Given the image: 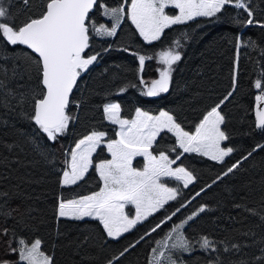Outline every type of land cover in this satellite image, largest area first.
I'll list each match as a JSON object with an SVG mask.
<instances>
[{
    "label": "trees",
    "instance_id": "16d2710c",
    "mask_svg": "<svg viewBox=\"0 0 264 264\" xmlns=\"http://www.w3.org/2000/svg\"><path fill=\"white\" fill-rule=\"evenodd\" d=\"M121 2L98 0L90 14L92 22L97 26L106 23L100 4L118 6ZM5 7L9 8L14 22L21 24L42 11V0H30L29 6L22 0H5ZM249 7L257 20L264 21V0H251ZM246 18L243 9L226 6L218 17L173 26L151 44L143 41L127 17L115 37L100 38L90 27L91 46L86 54L100 55L78 79L68 109L75 119L55 142L49 141L34 122L18 115L21 108L16 107L15 113H11L7 107L0 106V120L8 121L6 126L0 124V194L8 193L6 198L0 195V210H14L10 217L0 215V227L10 230L8 236L0 235V258L22 264L18 255L8 250L7 242L11 240L15 248L19 239L27 242L41 239L42 250L53 257V264H108L109 260L114 264H150L151 249L157 247L156 242L164 239L173 225L203 205L206 210L184 231L193 242V250L173 251L177 264H209L217 258L220 264L244 261L264 264V260L256 259L264 257V219H261L264 216V148L258 147L264 145V129L256 127L255 99L264 89V28L237 23ZM169 48L181 53V60L174 65L169 91L156 98L147 97L143 95L146 88L140 83V76L145 81L158 79L157 69L162 67L158 53ZM133 53L153 57L145 61L142 74L138 70V57ZM35 61V55L26 47L13 48L0 42V65L9 70L7 76L0 73L5 92L12 89L15 93H25L38 85ZM13 68L17 72L15 78ZM234 77L235 91H232ZM257 79H261L262 89L255 88ZM121 88L126 91L121 92ZM230 91L232 95L219 110L225 116L223 129L230 137L226 146L234 149L233 154L224 163H217L183 153L179 164L193 172L196 182L182 190L176 201L118 240L109 239L97 220L58 217L60 199H78L102 187L95 170L68 188L61 187V178L67 167L66 153L83 136L103 131L107 140L117 139L118 129L107 122L104 105L119 103L125 119H132L137 108L150 114L169 111L186 131H194L207 111L224 100ZM7 100L16 105L10 96ZM259 103L264 107V101ZM24 110H30L28 105H24ZM154 152H165L176 158L182 151L174 136L165 132ZM245 156L248 158L244 159ZM105 159L110 156L101 148L95 160ZM234 163H239V167L223 176ZM214 180L217 182L212 183ZM197 192L199 196L195 195ZM182 204L187 206L181 207ZM177 208L180 211L172 220L151 232L155 224ZM202 236L212 239L217 251L200 248L196 242ZM133 244L135 247H130ZM233 245H239V250ZM125 247L130 250L115 261ZM225 247L229 249L227 252Z\"/></svg>",
    "mask_w": 264,
    "mask_h": 264
},
{
    "label": "snow or ice",
    "instance_id": "6c2138e0",
    "mask_svg": "<svg viewBox=\"0 0 264 264\" xmlns=\"http://www.w3.org/2000/svg\"><path fill=\"white\" fill-rule=\"evenodd\" d=\"M22 2L25 6L30 5V0H22ZM97 3L98 0H42V11L17 24L9 8L5 7V0H0V42L13 48L19 45L29 49L36 57L39 76L38 85L29 88L25 93H15L12 89H7L5 92V82L0 80V106L7 107L11 113H15L16 107L21 108L18 115L34 122L49 141H57L67 132L70 122L75 119L68 111L73 89L81 75L100 55V53L86 54L91 46L90 27L98 36L115 37L123 19L127 16L139 36L151 44L160 40L165 30L174 25H181L198 17H218L226 6H233L243 9L246 13L245 20L237 21L241 26L256 25L264 28V21L257 20L253 9L249 7L251 0H122L118 6L102 3L101 14L113 21L111 27L103 23L97 26L92 22L89 14L97 7ZM169 8L178 11L176 14H170L166 11ZM176 44L179 45V41H176ZM133 55L138 57V70L142 74L145 61L153 57L139 53ZM158 58L163 65L157 69L159 78L145 81L143 76H140V83L146 88L143 95L147 97H156L169 91L173 66L181 60V53L169 48L160 51ZM238 59L239 47L237 63ZM8 71L6 67L0 65V73L7 76ZM16 76L17 72L13 68L12 77ZM254 86L256 89H262L261 79H257ZM120 91L124 92L126 89L121 88ZM232 91H235V77ZM232 91L224 97V100L207 111L195 125L194 131H186L169 111L162 110L158 115H152L137 108L134 119H123L120 115L119 103L104 105L106 118L112 124L119 125V131L116 133L118 139L105 141L107 134L103 131H92L83 136L75 143L74 148L66 153L70 159L66 161L68 168L62 172L61 178V186L74 185L94 166L103 186L99 191L78 199H60L57 208L58 217L75 220L93 218L99 222L108 238L118 240L137 224L163 209L170 201H175L180 195L179 189L169 187L165 178L182 183L184 188L196 180L193 172L186 167L182 165L173 167L183 153L199 154L221 163L224 162L225 157L233 153L232 147H222V142L228 141L230 137L221 127L225 124V116L219 110L232 95ZM9 96L12 100H16L15 106L7 100ZM255 99L256 127L264 129V107L259 103L264 101V89ZM24 105H28L30 110H24ZM7 123L6 120H0V124L6 126ZM165 131L175 136L176 144L182 150L175 159L170 158L165 152L156 155L151 151L157 138ZM102 143L106 144L111 159L101 160L94 165L93 154ZM35 147L38 149L39 145ZM258 147L264 148V145ZM172 151L175 152L176 148ZM251 155L252 153L249 152L248 156ZM138 156L145 160L142 168L133 166V160ZM238 167L239 163L232 164L223 172V176H228ZM219 179L222 177H217V180ZM216 182L214 180L212 183ZM0 195L6 198L8 193ZM195 195L199 196L200 192ZM128 205L134 206V215L125 211ZM186 206V204L181 205V207ZM205 210L206 206L202 205L180 223L173 225L165 238L156 242L157 247L151 249L150 264H165V262L176 264L172 256L174 250L192 251L193 242L185 235L183 229ZM13 211L0 210V215L10 217ZM179 211L180 208H177L166 219L155 224L151 232H156ZM253 214L257 213L253 212ZM261 219H264V216ZM9 233L8 227H0V235L8 236ZM143 238L142 236L140 239ZM13 239H15L14 235ZM136 243H139V240ZM196 243L205 251H217L215 242L208 236H202ZM7 244L8 250L17 254L19 261L24 264H53V257L42 250L41 239L32 242L19 239L18 247L15 248L11 246V240ZM130 247H135V244ZM232 247L239 250V245ZM129 250V247H125L114 258L115 261H119ZM228 250L227 247L224 248V251ZM256 259L264 260V257ZM0 264H16V262L0 258ZM108 264H114V261L109 260ZM209 264H220V261L217 258ZM242 264L247 262L244 261Z\"/></svg>",
    "mask_w": 264,
    "mask_h": 264
},
{
    "label": "rangeland",
    "instance_id": "374dc122",
    "mask_svg": "<svg viewBox=\"0 0 264 264\" xmlns=\"http://www.w3.org/2000/svg\"><path fill=\"white\" fill-rule=\"evenodd\" d=\"M166 11H168L170 14H176V12L178 11V10H175V9H172V8H169V9H167ZM104 17V19H105V21H106V23H103V24H105V25H107L108 27H111L112 25H113V21L110 19V18H108V17H105V16H103ZM127 16H125V18H126ZM124 18V19H125ZM199 18H208V17H198V18H196V19H199ZM123 19V20H124ZM196 19H194V20H196ZM129 21H130V19H128ZM194 20H192V21H194ZM131 22V21H130ZM189 22H191V21H188V22H186V23H189ZM186 23H184V24H186ZM174 26H176V25H174ZM173 27V26H172ZM167 30V29H166ZM165 30V31H166ZM100 38H108V37H101L100 36ZM142 38V37H141ZM143 39V38H142ZM144 41V40H143ZM145 42V41H144ZM154 42H156V41H154ZM153 42V43H154ZM145 43H147V42H145ZM148 44V43H147ZM159 59V58H158ZM162 67H163V65H162ZM173 68H174V66H173ZM173 74V73H172ZM159 78V77H158ZM163 94H165V93H162V94H160L159 96H161V95H163ZM159 96H156V97H159ZM156 97H150V98H156ZM111 103H117V102H111ZM108 104V103H107ZM159 114V113H158ZM158 114H152V115H158ZM120 115H121V118H123L122 117V114L120 113ZM135 118V115H134V117L132 118V119H134ZM123 119H125V118H123ZM106 120H107V122L108 123H110V124H112L107 118H106ZM71 123V122H70ZM112 125H115L116 127H117V129H118V131H119V125H116V124H112ZM69 126H70V124H69ZM222 127V129H223V127H224V125H222L221 126ZM224 130V129H223ZM165 132H167V131H165ZM165 132H162L161 134H160V136L163 134V133H165ZM167 133H170V132H167ZM172 136H174L172 133H170ZM160 136L157 138V141H156V143L153 145V148L151 149V151L153 152V154H156L155 152H154V148H155V146H156V144H157V142H158V140H159V138H160ZM174 138H175V136H174ZM117 139H118V136H117ZM176 139V138H175ZM105 141H107V135L105 136ZM227 142V141H226ZM226 142H222V147H224V146H226ZM177 147H178V145H177ZM74 148V147H73ZM101 148H105L106 149V152L108 153V155L110 156V159H111V154L107 151V148H106V144L105 143H102L101 144V146L97 149V151L93 154V162H94V165L96 164V163H98V162H96V160H95V158H96V156L98 155V153H99V151H100V149ZM181 150V149H180ZM182 151V150H181ZM167 154V153H166ZM184 154H188V155H199V154H195V153H184ZM233 154V153H232ZM232 154H230L228 157H225V159H224V162L229 158V157H231V155ZM156 155H158V154H156ZM167 155H169V154H167ZM199 156H201V155H199ZM169 157L170 158H172V159H175L174 157H172L171 155H169ZM202 157H204V156H202ZM204 158H207V159H209L208 157H204ZM70 159V157L68 156L67 157V160H69ZM209 160H211V159H209ZM179 161H180V159L179 160H177V163L176 164H174L173 165V167L175 168V167H177V166H181L180 164H179ZM211 161H213V160H211ZM214 162H217V163H221V162H218V161H214ZM223 162V163H224ZM144 163H145V160H144V158L143 157H136L134 160H133V166L134 167H138V168H142L143 167V165H144ZM67 168H68V165H67V167H66V170H67ZM92 170H95V167L93 166L92 168H90L89 169V171L85 174V176H84V178L82 179V180H79L76 184H74V185H69V186H61L62 188H68V187H72V186H75V185H77L78 183H80L81 181H83L89 174H90V172L92 171ZM96 171V170H95ZM97 173V172H96ZM98 174V173H97ZM99 175V174H98ZM165 182L166 183H168V186L169 187H177L178 189H179V192H181L182 190H184V189H188L189 187H191L193 184H195V182H196V180L192 183V184H190L187 188H184L183 186H182V183H180V182H178V181H174V180H170V179H168V178H165ZM103 186V185H102ZM179 197V196H178ZM177 200V199H176ZM175 200V201H176ZM172 202H174V201H170L168 204H170V203H172ZM168 204H166L165 205V207L168 205ZM164 207V208H165ZM163 208V209H164ZM163 209H161V210H163ZM161 210H159L158 212H160ZM125 211L126 212H128L130 215H134V206H132V205H128V206H126V208H125ZM158 212H156V213H154L152 216H154L155 214H157ZM152 216H150V217H152ZM149 217V218H150ZM148 218V219H149ZM196 218V217H195ZM61 219H69V220H75V219H70V218H61ZM147 219V220H148ZM84 220H95V219H93V218H90V217H85L84 219H82V220H77V221H84ZM146 221V220H145ZM145 221H143V222H145ZM142 222V223H143ZM191 222V221H190ZM189 222V223H190ZM142 223H139V224H137L136 225V227L137 226H139L140 224H142ZM188 223V224H189ZM188 224L185 226V228L183 229V231H185V229H186V227L188 226ZM136 227L135 228H133L132 230H130L128 233H130V232H132L134 229H136ZM128 233H125L124 235H126V234H128ZM123 235V236H124ZM122 237V236H121ZM120 237V238H121ZM109 239H111V240H114V239H112V238H109ZM175 251V250H174ZM172 254H173V252H172ZM173 256V255H172ZM173 258L175 259V257L173 256ZM20 263H22V264H24V262H21L20 261ZM165 264H166V262H165ZM177 264V263H176Z\"/></svg>",
    "mask_w": 264,
    "mask_h": 264
},
{
    "label": "water",
    "instance_id": "95a60500",
    "mask_svg": "<svg viewBox=\"0 0 264 264\" xmlns=\"http://www.w3.org/2000/svg\"><path fill=\"white\" fill-rule=\"evenodd\" d=\"M94 9H95V8H94ZM94 9H93V11H94ZM93 11H92V12H93ZM92 12H91V13H92ZM91 13H90V14H91ZM90 14H89V15H90ZM73 92H74V89H73ZM72 94H73V93H72ZM71 97H72V96H71ZM70 101H71V98H70ZM261 107H262V106H261Z\"/></svg>",
    "mask_w": 264,
    "mask_h": 264
}]
</instances>
